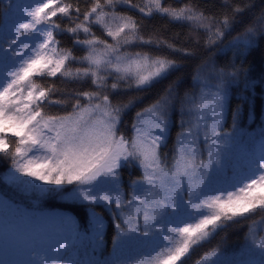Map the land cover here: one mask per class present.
<instances>
[{
	"label": "snow or ice",
	"instance_id": "snow-or-ice-1",
	"mask_svg": "<svg viewBox=\"0 0 264 264\" xmlns=\"http://www.w3.org/2000/svg\"><path fill=\"white\" fill-rule=\"evenodd\" d=\"M86 4L81 11L71 0H0V158L10 161L0 183L11 191L0 193V264H184L229 222L264 213V119L249 130L238 105L230 126L227 121L234 87L264 89V76L251 79L242 67L264 43V8L224 43L241 22L237 17L252 5L221 0L223 11L215 17L168 0ZM58 15L72 26L62 28L53 19ZM155 16L187 23L204 34L205 51L215 48L224 59L198 64L192 90L183 98L169 85L135 113L127 137L120 124L135 98L113 103V97L144 91L178 68L167 56L127 49L196 55L178 47L175 37L166 39L158 31L145 35L143 21ZM64 33L73 37L70 48L60 46ZM77 48L84 54L75 55ZM48 79L90 80L95 90L58 88ZM173 124L179 131L169 161V152L161 149L167 148ZM132 168L141 174L125 182L123 171ZM46 199L63 209L40 210ZM20 200L28 203L22 206ZM105 213L114 227L108 254ZM256 224L247 226L238 248L217 244L195 264H264V235H258ZM132 245L155 255L133 262L127 255Z\"/></svg>",
	"mask_w": 264,
	"mask_h": 264
},
{
	"label": "trees",
	"instance_id": "trees-1",
	"mask_svg": "<svg viewBox=\"0 0 264 264\" xmlns=\"http://www.w3.org/2000/svg\"><path fill=\"white\" fill-rule=\"evenodd\" d=\"M65 2H69V0H65ZM71 2L75 5L77 2L80 5L81 11H83L86 7V0H71ZM141 0H133V3H140ZM170 3H174L175 5H179L182 3H190L197 7L198 10L203 11L207 16H215L219 17L223 11L221 0H168ZM232 3L239 4L241 6L252 5V7H246L245 11L241 16L237 17L240 23H237L234 27L231 35H226L224 38V43H227L231 36L237 34L243 30L244 23L251 20L254 15H258L260 10L264 8V0H231ZM118 11L132 15L136 17L138 20L141 19L139 14L135 11H130L127 8H118ZM72 16H75V13H72ZM57 23L61 25L62 28L72 26V21L68 18L61 19L59 15L53 18ZM146 26L144 29V34L148 35L153 31H158L160 35L164 38L173 40L174 43L178 47L191 49L196 55L194 57H185L181 53L171 52L168 49H155L148 47H132L127 49L128 51H145L149 52L151 55H163L167 56L169 59H173L177 61L178 68L175 71L169 73L167 78L160 80L157 83H154L150 88L144 91H136L134 89L128 90L113 97V103L122 102L127 103L129 99H134V105L127 110L122 116V122L120 124V131L123 132L127 137H131L132 135V122L135 117V113L142 108L147 107L151 103H153L156 98L161 95L165 89L168 88L169 85L173 86L174 92L178 98H183L186 91H191L193 87L192 78L195 74V70L197 65L200 64L205 59H212L216 61L217 64L223 63L222 57L217 55L216 49H212L211 51H205L203 48L204 42V34L200 32H195L189 28L187 23H179V22H170L167 18H162L160 16H155L151 19H145L143 21ZM93 31L96 32L98 36H101V31L98 27H94ZM80 38H84L83 34H81ZM104 38V37H102ZM58 39L61 41V47H72V39L69 34L64 33L59 36ZM199 41V44H197ZM109 42H111L109 40ZM74 54L77 56L83 55V51L81 49H74ZM232 53H228V57H231ZM237 64L240 65V60H237ZM71 67H82V65L73 64ZM242 67L248 71L249 77L254 80H259L261 76H264V43L260 44L259 47L253 50L246 59L243 60ZM113 81L109 80V84ZM46 83L55 84L58 88H67V89H78L81 91L85 90H95L91 81L88 80L86 82L81 83H62L59 79H48ZM238 96H247V100H241ZM238 105H242L243 107V116H242V125H248L249 130H253L261 123V120L264 119V89H262L259 85L256 87L254 93L253 92H243L242 85L241 88H233L231 91V99L229 101V112L227 116L228 126L231 125V110H234ZM252 112L254 116V120L249 121V112ZM58 109H51V112L55 113ZM178 119L177 116H173V121ZM179 131V128L176 124H173L170 130V134L167 140V148H162L161 153L169 152V161L171 159L170 150L173 147L175 142L176 134ZM10 165V161L5 158H0V173L6 171L7 167ZM141 174L140 169L132 168L125 169L123 171V176L125 182L129 179V176L135 178ZM0 193H4L5 195H11V191L0 183ZM20 203L24 206L28 203L27 200H20ZM41 205L50 207V208H60L63 209V205H60L55 200H44L41 202ZM100 211V209H97ZM79 211V210H76ZM106 219H108L107 225V233H106V247L105 254H108L111 250V239L114 234V227L112 225L111 219L108 218L107 213L104 214ZM264 217V213L257 210L255 214L250 215L247 219L240 220L238 223L229 222L226 227L222 230L218 231L214 238L211 239L210 242L204 243L201 246L195 248L188 258L185 260L184 264H195L196 260L205 252L209 251L211 248L215 247L217 244H221L223 247L232 250L238 248L244 241L245 234L247 232V226L252 221H257V233L258 235H264V222H261V218ZM130 260L135 262L142 259H147L152 256L150 252L147 251L146 248L132 245L127 253Z\"/></svg>",
	"mask_w": 264,
	"mask_h": 264
},
{
	"label": "rangeland",
	"instance_id": "rangeland-1",
	"mask_svg": "<svg viewBox=\"0 0 264 264\" xmlns=\"http://www.w3.org/2000/svg\"><path fill=\"white\" fill-rule=\"evenodd\" d=\"M27 2H32V0H27ZM22 205V204H21ZM22 206H24V205H22ZM40 210H44V211H60V210H62V209H60V208H50V207H46V206H43V205H41V208H40ZM130 249V248H129ZM129 249H128V251H129ZM147 249V248H146ZM147 251L148 252H150L151 254H153V255H155V252L154 251H152V250H149V249H147ZM128 253V252H127Z\"/></svg>",
	"mask_w": 264,
	"mask_h": 264
}]
</instances>
